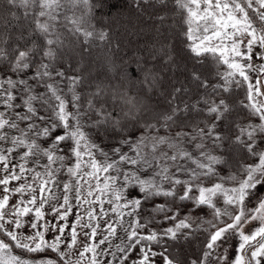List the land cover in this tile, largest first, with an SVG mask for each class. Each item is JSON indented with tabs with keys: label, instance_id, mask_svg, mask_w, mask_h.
I'll list each match as a JSON object with an SVG mask.
<instances>
[{
	"label": "snow or ice",
	"instance_id": "obj_1",
	"mask_svg": "<svg viewBox=\"0 0 264 264\" xmlns=\"http://www.w3.org/2000/svg\"><path fill=\"white\" fill-rule=\"evenodd\" d=\"M104 2L3 0L29 26L0 32V264H189L193 237L190 264H264V0H132L153 38L136 85L91 74ZM182 52L215 82L162 77Z\"/></svg>",
	"mask_w": 264,
	"mask_h": 264
},
{
	"label": "trees",
	"instance_id": "obj_2",
	"mask_svg": "<svg viewBox=\"0 0 264 264\" xmlns=\"http://www.w3.org/2000/svg\"><path fill=\"white\" fill-rule=\"evenodd\" d=\"M1 3L3 5L0 7V32L6 31V26L8 25H11V28H7L9 31L19 29L21 25H23L24 28L29 26L28 21L24 18L22 9L13 8L11 11L17 14L13 17L9 14L8 6L3 3V0H1ZM92 16V23L97 30L103 29L110 33V40L108 42H95V46L92 50L94 61L93 67L91 68L92 76L94 77L97 72H104L103 67L100 71L98 70V65L102 66L103 63L112 73V77H110L112 79H108V75L101 77L106 84L116 85L124 83L127 85L130 81L132 85H136L138 79L142 76L140 72V67L142 66L141 60L147 56V49L152 46L153 41L151 33L145 30L139 23V9L132 5V0H105L103 6L97 4L96 9L92 12ZM172 27L173 31L170 32L172 39L170 42L175 44L179 50L182 47L183 36L180 33L181 25L179 24L178 15L174 16ZM61 31L63 32L64 30L61 29ZM65 43L67 44L68 40H66ZM181 55L184 56V60L181 62L180 70L175 68L169 69L156 63V67L160 69L162 77L167 76L173 79V82H175V77H179L180 81H183L184 77L181 75V71L184 65H187V67L191 69L195 64V59L189 58L191 54L186 52H182ZM200 60L201 62L195 64V66L201 71H204L206 75L210 73L209 79L215 82L217 65L213 62L212 57L208 56L206 60L204 58H200ZM63 66L67 67V63ZM0 67H3V65H0ZM83 91L86 95L87 89L85 88ZM128 91L132 96L137 95L136 87H129ZM233 91L238 97L237 103L240 99L244 98V92L242 90L234 89ZM157 98L159 99L160 97L158 96ZM108 107L110 109L112 108L111 101H109ZM118 111V106H116L114 115L118 113ZM241 119H243V117H241ZM97 142L99 143L101 141L98 139ZM111 143H114V141L104 138V146ZM221 167L223 166H218V169ZM224 174H226V170ZM150 211V207L145 208L146 213ZM200 248V241L193 237L192 246L190 248L185 244L183 249L174 248L172 252L174 256L178 254L180 258L186 256L190 264L191 259L195 258V254L200 253Z\"/></svg>",
	"mask_w": 264,
	"mask_h": 264
},
{
	"label": "rangeland",
	"instance_id": "obj_3",
	"mask_svg": "<svg viewBox=\"0 0 264 264\" xmlns=\"http://www.w3.org/2000/svg\"><path fill=\"white\" fill-rule=\"evenodd\" d=\"M3 4L1 3V0H0V7L2 6ZM103 67V69H104V72H106V75H108L109 77H107L108 79H112V78H110V77H112V73L108 70V68H107V66H105V64L103 65V63H102V66L101 65H98V70L100 71L101 70V68ZM113 82V81H112ZM111 83V82H110ZM118 109H119V111H120V108H119V106H118ZM0 110H3L2 108H0ZM118 111V112H119ZM44 146H46V145H44ZM189 150H192L191 149V146H189ZM19 151V150H18ZM44 162H46V161H44ZM37 170H41V169H37ZM0 175H2V173H0ZM64 179H67V176H64ZM18 183H23V181H19V182H13V184L15 185V184H18ZM61 188H62V184H61ZM56 194L57 195H60V188H57L56 189ZM0 195H2V189H0ZM21 197H13L12 199H13V202H15V200L16 199H20ZM74 202V201H73ZM250 206H252V207H254L255 206V202H253ZM45 208L47 209L48 208V206L46 205L45 206ZM49 219H51L52 217L51 216H49L48 217ZM203 218H205V219H211V217L210 216H204ZM75 219V216L74 215H70L69 216V223L72 221V220H74ZM51 233H49L48 234V238H51ZM121 235H122V233H121ZM85 242V238L83 237V235H81L80 236V241H79V243H80V245L82 246V244ZM121 241L120 240H114V243H113V251L115 250V248H114V244L115 243H120ZM221 251H223V250H221ZM54 255V254H53ZM232 255H233V249L232 248H229V250H228V256H229V259H231V257H232ZM136 257V253L135 252H133L132 254H131V257H130V259L129 260H127V261H125V264H132V259H134ZM108 259H111V257H107ZM155 264H163V260H162V258L161 257H159V256H157L156 258H155ZM209 264H215V261L214 260H211L210 262H209Z\"/></svg>",
	"mask_w": 264,
	"mask_h": 264
}]
</instances>
